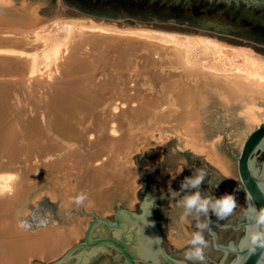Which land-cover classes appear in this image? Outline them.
Listing matches in <instances>:
<instances>
[{
	"label": "bare ground",
	"instance_id": "1",
	"mask_svg": "<svg viewBox=\"0 0 264 264\" xmlns=\"http://www.w3.org/2000/svg\"><path fill=\"white\" fill-rule=\"evenodd\" d=\"M43 20L38 5L0 0V264L61 256L88 224L69 216V198L86 191L93 206L85 208L109 212L113 197L134 194L132 154L142 147L175 137L234 176L212 124L220 114L240 120L242 144L264 121V55L250 47L104 20ZM59 28L64 48L54 44L35 75L33 37ZM43 193L71 222L19 229L17 211Z\"/></svg>",
	"mask_w": 264,
	"mask_h": 264
},
{
	"label": "water",
	"instance_id": "2",
	"mask_svg": "<svg viewBox=\"0 0 264 264\" xmlns=\"http://www.w3.org/2000/svg\"><path fill=\"white\" fill-rule=\"evenodd\" d=\"M170 1L188 3L189 0ZM208 1L222 2L224 8H229L239 17L249 16L256 21H264V16L258 17V11L254 10L255 8L264 9V0ZM260 147H264V121L256 125L246 135L238 153L233 154L236 159V170L239 181L246 193L251 197L252 203L257 210L264 207V167H262L259 173V164H255L252 156ZM143 149L144 147H142V153L134 155L139 170L140 180L144 184L140 189L143 195L140 207L144 209L143 212L137 214L126 208H118L114 211V220L105 216L90 214L93 218L87 224L82 239L83 241L81 240L74 244L61 256L46 264H122L119 262L113 263L109 261L106 256H102L101 254L109 252V250L100 245H106L117 250L125 258V264H135V259L127 250L126 246H132L136 242L140 243L137 250V254L140 257H150L154 260V257L158 259L159 256H161L168 264H185L184 262L190 264V261H186L184 258V252L187 250L188 246L183 249L174 248L171 243L173 242L177 246L183 245L190 238V234L196 229L189 221L184 223L179 222L181 223V228L171 227L170 223L174 216L166 211L161 218L162 232L159 234L158 229L153 223L152 216L150 215L149 209L152 208L150 205L152 202L150 200V195H157L167 191L173 193L179 191L180 187L176 189L175 186H180L185 177L191 176L192 173L198 169H202L207 173L206 180L203 184H205L209 178L210 180L214 179V181L215 179L222 181V178L205 163L202 155L178 152L175 147V139L163 143L160 146L146 149L145 156L140 159V156L143 154ZM173 182L175 183L172 185ZM235 186V182L232 181L231 184L222 186L221 192H235ZM178 200L179 197L176 196L165 198L163 201V208H168V206L178 203ZM179 210H182V208H179ZM134 226L137 228V233L132 241L127 242L125 239L118 241V237L120 238V235L118 236L119 230L124 229L125 232H128ZM210 232L215 247L221 248L225 253L233 251L236 254L235 258L229 264H264V257H262V255H264V249H258L255 253L250 255L248 249L241 250L239 246L236 248L234 246H222L219 244L212 224H210ZM93 235H112V237H94ZM204 236L207 240L206 232H204ZM161 237L166 249L179 256L184 262L166 253L161 244ZM151 241H154V243H151ZM154 264L159 263L157 260H154Z\"/></svg>",
	"mask_w": 264,
	"mask_h": 264
},
{
	"label": "rangeland",
	"instance_id": "3",
	"mask_svg": "<svg viewBox=\"0 0 264 264\" xmlns=\"http://www.w3.org/2000/svg\"><path fill=\"white\" fill-rule=\"evenodd\" d=\"M21 2H25L26 4L38 5L39 14L44 19L43 21H44V24L46 23L45 25H49L50 22L52 20H55V19L63 21V19L66 20L69 18H84V19L87 18V19H93L94 21L104 20V21L113 22L117 26H120V27L127 26V25H134V26L141 25V24H136L134 22H133V24H128L122 20H120V21L115 20V19H109L108 20V19H104V18H94V17L87 16V15L74 14V13H71L70 11H68L62 5L61 0H55V1H53V0H12L13 5L17 6V7L20 6ZM141 26H144V25H141ZM144 27H148V26H144ZM149 28L153 29L152 27H149ZM154 29H156V28H154ZM158 30H161V29H158ZM47 31H49V30H47ZM47 31L43 34H40L37 37H33L34 39H33L32 45H36V47H37V45L39 44L38 48H30L29 47L30 50H28V52H29L28 54H29L30 58H32L31 61H33L35 59L34 62H32V69H33V72L35 73V75L39 74L38 69L45 67L46 64L49 65L50 62L52 61V57H53L52 52H53L54 46L59 44L60 48H64V46L66 44L65 40H66L67 34L63 28L62 29L59 28L58 31L57 30H52L49 32H47ZM162 31H167V30H162ZM172 32L181 33V32H176V31H172ZM185 34L204 35L207 37L214 38L215 40L224 41L225 43L230 44V45L247 46V47H250L251 49H253L255 52H257L261 55H264V45H260V44H239V43L229 42V41H227V40H225V39H223L217 35H209V34L202 33V32L185 33ZM29 46H31V45H29ZM47 57H49V58L47 59ZM49 59H50V61H49ZM66 69H67V67L63 65V67L61 66V68L59 69L60 71L58 70L55 74L61 75V76H59L61 78L65 77L66 76V73H65ZM62 70H64V72ZM71 72H73V71H71ZM34 73L32 75H34ZM213 124H212L213 133H215L216 135H219L220 143H221L220 146H222L221 149L224 151L226 157L228 158V160L230 161V163L232 164V167L234 169V176H231V177L234 178L233 181L236 184V186L234 187V190L238 194V193L242 192L243 190H242L240 181L237 177L236 159L233 156V154H237L239 151V148H240L239 144H241V141L236 140V134L240 129L243 128L242 124H241L240 120H236L235 118H230V121L229 120L224 121L223 114H220L219 116H217ZM172 139H175V147H176L178 152L190 153L189 150L180 148L179 143L175 137H170V138H167L166 140H163L162 142L156 143L154 145H149L146 148H144L143 154L140 156V159H142L145 156L146 149H148L150 147L160 146L163 143H167ZM140 153H142V149L138 150L132 154V157H133L132 159H133L134 165H135L136 170H137V188L135 189V192L133 195L128 194L127 197H125V198L113 197L111 199V202H110L109 212H105V213L103 212L101 214V211L99 212L96 209H87L85 207L77 208L76 206L75 207L73 206L70 208V210H69L70 212H68L69 216L72 215L75 217H79L81 219L86 218L87 220L86 219L85 220L88 223L93 218L92 215H90V214H97L98 216H105V217L112 220L114 211L118 208H128V209H130L136 213L142 212V210H141L142 208L140 207L141 202L139 203V206H138L137 205L138 203H136V201H137L136 197H137V194L140 192V189L144 186V184L140 180L139 170H138L136 161L134 159V155L140 154ZM133 197H135V199L131 200V198L133 199ZM28 204L29 205H28L27 211L38 212L41 215H46L49 219V224H51L53 221L58 222L59 224H65L67 221L71 222V219L68 216H66L63 208L60 207V200L58 198L51 199V198H49V196L47 194L43 193L37 199L35 204L34 203L32 204L31 202H29ZM130 204H132V205H130ZM23 218H27V219L31 220V216H27V217H23ZM36 228L37 227H35V226L33 227V229H36ZM83 235L84 234H82L81 236L79 235V237L75 241H72V243L68 247H66L65 251L68 248H70L71 246H73L74 244L80 242L83 239ZM48 262H50V261H48ZM48 262H41L40 264H46Z\"/></svg>",
	"mask_w": 264,
	"mask_h": 264
},
{
	"label": "trees",
	"instance_id": "4",
	"mask_svg": "<svg viewBox=\"0 0 264 264\" xmlns=\"http://www.w3.org/2000/svg\"><path fill=\"white\" fill-rule=\"evenodd\" d=\"M55 1V0H53ZM71 13L122 20L128 24L217 35L239 44H264V21L239 17L222 2L189 0H61Z\"/></svg>",
	"mask_w": 264,
	"mask_h": 264
},
{
	"label": "clouds",
	"instance_id": "5",
	"mask_svg": "<svg viewBox=\"0 0 264 264\" xmlns=\"http://www.w3.org/2000/svg\"><path fill=\"white\" fill-rule=\"evenodd\" d=\"M207 173L198 169L191 176L185 177L181 182L180 190L173 195L179 197L178 207L183 211L180 215V222L184 223L189 217L196 221L195 231L190 234L187 240L188 248L184 252L186 261H192L193 264H206L205 250L209 247V242L205 239L204 232L209 229V223L202 222V218L209 219V213L214 214L218 220H224L231 216L237 208V201L232 194H225L216 198L211 194L201 191V185L205 182ZM13 189L8 188L7 192L11 194ZM181 193H185L181 196ZM3 193H0L2 195ZM251 200V197H249ZM69 205L91 208L93 201L86 191H80L69 198ZM17 227L23 231H30L33 227L46 228L49 219L46 215L38 212H29L27 210L17 211ZM31 216V220L23 217ZM246 219L244 236L241 238L239 248L248 249L249 254L255 253L258 249H264V207L259 210L253 203H249L244 211ZM264 257V255H262Z\"/></svg>",
	"mask_w": 264,
	"mask_h": 264
},
{
	"label": "flooded vegetation",
	"instance_id": "6",
	"mask_svg": "<svg viewBox=\"0 0 264 264\" xmlns=\"http://www.w3.org/2000/svg\"><path fill=\"white\" fill-rule=\"evenodd\" d=\"M254 10L258 11L257 12L258 17L264 16V9L255 8ZM190 153L193 155H199V154H195L192 151H190ZM252 158H253L255 164H259L258 172L260 173L262 167H264V147L258 148L256 150V152L253 154ZM203 159H204L205 163H207V165L209 167H211L215 173H217L218 175L221 176L220 178H222L221 179L222 181H220L219 179H215V181H214V179L210 180V178H209V180L205 184L201 185V191L206 192L207 194H211V195L215 196L216 198H220L221 196H223L225 194H232V195H234V197L237 201V204H238V206L234 210L233 214L231 216L225 218L224 220H218V218L214 214H212L211 212L209 213V219L210 220H208L207 218H202V222L209 223V229L205 231L206 235H207V241L209 242V247L205 250L206 264H229L235 258L236 254L233 251H228L225 253L224 250H222L221 248H217L214 246L212 235L210 232V224H212L213 230L215 231L216 236H217V242L219 244H221L222 246H234V247L238 248L239 241L244 236L245 224L247 222L245 217H244V211H245L247 205L249 203H252V200H249V195L246 193V191L242 187V185H241V187H242L243 191L238 193V194L235 192H231V191H228L226 193H222L221 192L222 186L231 184L232 181L234 180V178H232L231 176L224 175L223 173L220 172V170L217 167H215L210 162L205 160V158H203ZM260 159H261V161H260ZM237 177H238V175H237ZM174 183L175 182H173L172 185ZM179 187H180L179 185L175 186L176 189H178ZM183 195H184V193H181V196H183ZM169 196H175V195H173V192H170V191L163 192V193H160L157 195H150V197H151L150 200L152 201L150 204L152 208L149 209L150 215L152 216L153 223H154L155 227L158 229L159 234H161V232H162V230H161V218H162L164 212H166V211H168L169 214L171 213V215L174 216V218L172 219V222L170 223L171 227L181 228V223H179L180 219L178 217H180L183 209L179 210L180 207L177 206L178 203H174L172 206L171 205L168 206V208H163V206H164L163 201L165 200V198H167ZM136 199H137L136 203H138L137 205L139 206V203L143 199V195L141 192H139L137 194ZM148 208H149V205H148ZM126 209H128V208H126ZM128 210H130V209H128ZM141 210L143 212L144 209H141ZM130 211H132V210H130ZM132 212H134V211H132ZM142 212L137 213V214H141ZM112 220H114V216L112 217ZM187 221L191 222V224H193V227L195 228L194 225L196 224V221L194 219H192V217H189ZM103 226L106 227L105 225H103ZM107 229H109V228H107ZM109 230H111V229H109ZM118 232H119L118 236L120 235V238L118 237V241L125 239V241L130 242L136 236L137 228H136V226H134L128 232H125L124 229L119 230ZM93 236L94 237H99V236L112 237V235H93ZM154 239H155V237H154ZM151 243H154V241L153 242L151 241ZM161 244H162L164 250L166 251V253H168L171 257L178 259L181 262H184L180 259L179 256L169 252L166 249L162 237H161ZM171 245L174 248H181V249L188 246L187 242L184 243L183 245H180V246H177L172 242ZM100 246L106 247L109 250V252L101 254L102 256H106V258H108L109 261H111L113 263L119 262V263L125 264V258L117 250H115L111 247H108L106 245H100ZM139 246H140V243H138V242H136L132 246H130V245L126 246L127 250L131 253L133 258L135 259V264H154V260L155 261L157 260V262L159 264H168L167 262L164 261V259H162L161 256H159L158 259L156 257H154V260L151 259L150 257H147V258L140 257L137 254V250H138ZM184 263L187 264L186 262H184ZM198 263L199 262H196V264H198ZM190 264H193V262L190 261Z\"/></svg>",
	"mask_w": 264,
	"mask_h": 264
}]
</instances>
